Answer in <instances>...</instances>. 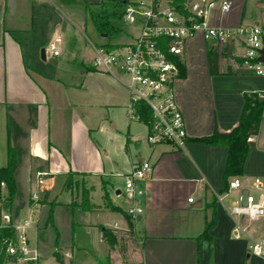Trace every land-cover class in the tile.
<instances>
[{
    "label": "crops",
    "instance_id": "1",
    "mask_svg": "<svg viewBox=\"0 0 264 264\" xmlns=\"http://www.w3.org/2000/svg\"><path fill=\"white\" fill-rule=\"evenodd\" d=\"M79 1L90 4V8L100 2L0 0V168L6 164L8 143L18 159L14 174L16 193L11 203L6 200L4 184H0V226H12L16 235L32 229V236L27 235L29 247L41 255V246L51 243L52 253L62 257V264H74L76 252L81 251L76 250L73 238L72 244L61 246L66 250H56L58 243L62 244L58 240L61 219L72 228L73 225H79L82 230L96 227L103 252L109 249L103 230L112 234L132 232L139 246L138 256L131 257L132 252L129 253L128 264H264V258L248 253L245 237L233 239V221L217 202L224 188L227 147L195 141L213 132H230L243 110V95L264 92V77L254 76L241 66L244 54L241 39H232L222 46L205 41L200 34L186 40L183 75L174 82L173 89L184 119L187 142L182 150L167 145L150 146L142 157L129 124L118 123L105 113L99 117L95 113L96 109L103 108H107L106 112L110 108L124 111L129 100L128 90L117 78L91 67L96 48L107 44L125 45L134 38L128 42H88L84 19L74 11L87 12ZM223 1L230 4L229 11L221 13L218 8L213 9L210 24L225 28L264 26V0ZM70 31L72 45L66 42V33ZM101 38L107 37L101 35ZM209 48L218 51L217 75L209 72ZM35 49L43 51V58H37ZM53 51L57 52L56 56L52 55ZM93 83L104 94L101 102H92ZM104 115L108 127L121 137L120 140L112 136V153L98 138L105 123ZM247 146L242 173L236 177L245 182L261 178L264 187V116L257 135L248 140ZM142 162L151 168L139 183L143 194L136 204L142 214L129 219L119 212H109L102 202L103 183L111 203L126 214L130 202L116 181L125 183L124 177L132 167ZM69 172L85 175L83 180L88 189L92 187L91 180L100 181V202L93 203L90 192L89 202L93 206L90 211L83 212L76 207L80 201L74 206L71 190L63 191ZM38 173L47 174L51 182L44 192L47 204H41L44 195L37 202L31 200V194L37 189ZM57 183L59 191L53 193ZM30 184L34 185V191ZM233 196L230 193L224 200L226 206ZM52 201L56 205L50 206ZM212 201L216 209L214 223L207 239H197L210 212L206 205ZM197 204L200 206L195 207ZM62 210H68L69 216ZM107 212L113 216L112 226L100 222V213ZM76 216L82 217L79 223L73 221ZM242 224L254 239L264 233L263 221ZM82 252L96 258L101 256L89 250Z\"/></svg>",
    "mask_w": 264,
    "mask_h": 264
},
{
    "label": "built area",
    "instance_id": "2",
    "mask_svg": "<svg viewBox=\"0 0 264 264\" xmlns=\"http://www.w3.org/2000/svg\"><path fill=\"white\" fill-rule=\"evenodd\" d=\"M218 8L221 13L229 11L230 4L223 0H188V17L178 15L174 10L160 4L156 10L151 0H137L124 3L121 16L130 24H136L138 33L125 45L107 50L95 49L91 67L100 73L117 78L129 93L127 117L129 121L139 122L134 105L142 102L150 111V119L142 123L147 129L146 142L149 146L167 145L174 150H182L187 142V131L182 114L174 97L173 84L178 79L179 70L173 61L182 62L187 39L200 34L205 41L222 46L232 39H241L244 48L241 66L257 77H264V62L260 61L264 48V26H238L225 28L210 24V12ZM166 40V41H164ZM57 55L56 51L52 52ZM147 162L135 164L124 177V196L130 202L126 214L134 219L142 214L136 201L143 191L139 183L145 180L150 171ZM45 173L36 175V190L31 200L37 202L50 185ZM234 193L228 206L224 200ZM191 202V199L188 200ZM233 221L231 235L233 239L245 237L250 255L264 258V233L252 238L246 232L242 222H264V187L259 178L245 182L234 177L227 183L224 193L217 196ZM28 223L25 222L24 226ZM4 264H37L38 254L29 247L25 234L16 235L13 241L6 242Z\"/></svg>",
    "mask_w": 264,
    "mask_h": 264
},
{
    "label": "trees",
    "instance_id": "3",
    "mask_svg": "<svg viewBox=\"0 0 264 264\" xmlns=\"http://www.w3.org/2000/svg\"><path fill=\"white\" fill-rule=\"evenodd\" d=\"M61 2H66V0H61ZM129 0H100L98 6L99 11L94 12L90 8V4H87L84 1H79V4L85 8L88 12L90 21L100 35L110 38L117 34L118 30L112 26L111 21L121 17L120 9L124 3H128ZM153 8L156 10L160 4H164V6L174 10L178 15L182 17H188L189 13L187 10L188 0H151ZM166 41V40H164ZM105 49L110 50L116 48L115 45L107 44L103 46ZM218 51L215 48H209L207 50V61L209 72L211 75L218 74ZM173 61L177 64L179 75L178 78L183 75V65L182 62L173 59ZM244 97V107L241 112L238 124L235 128H233L228 133H218L213 132L211 135L196 139L195 141L212 146H225L227 147L228 153L223 173V183L224 188L220 192V194L224 193L227 188L228 179L230 177L240 176L243 169V164L247 157L248 146L247 142L249 139L254 138L259 130L260 123L264 116V92H252L245 93ZM135 110L139 116V122L144 123L148 119H150V111L146 107V105L142 102H137L135 105ZM18 166L17 153L15 149L8 143L6 148V164L4 167L0 168V184H4L7 190V201L11 203L15 193L16 186L14 181V174ZM79 176L81 180V185L84 186L85 181L83 178L85 175H80L76 173H67L66 179L62 185L63 191L71 190L72 187L75 189L78 188V179L75 177ZM81 187L80 190V203L78 206L83 212L90 211L93 206L89 202V193L90 189H84ZM44 194V198L41 201V204H47L46 195ZM102 202L105 209L109 212H119L123 216L131 219L127 214L122 212L118 207L114 206L109 198L108 192L106 190V184L102 185ZM50 206L56 205L54 201L49 203ZM75 206V205H74ZM206 209L210 210L209 214L206 216L204 230L203 233L197 239H207L208 231L214 223L216 216V209L214 206V202H210L206 205ZM103 238H105L106 242L109 245H112V242L115 240L114 236H109L111 233L109 230H103ZM16 238L15 229L8 226H0V264H4L9 261L8 258L5 257V245L8 241H13ZM94 259L95 256L92 255ZM52 258L55 263L62 264L63 259L57 253H52Z\"/></svg>",
    "mask_w": 264,
    "mask_h": 264
},
{
    "label": "rangeland",
    "instance_id": "4",
    "mask_svg": "<svg viewBox=\"0 0 264 264\" xmlns=\"http://www.w3.org/2000/svg\"><path fill=\"white\" fill-rule=\"evenodd\" d=\"M137 0H129V2H136ZM164 6V4H162ZM249 7V4H248ZM91 10L94 12L99 11V6L97 5H92ZM75 12H77L82 19H84L85 23V37L88 40V42L93 43V44H100V43H114L117 41L121 42H128L131 41L138 33V27L136 24H130L128 23L122 16L118 17L114 20L111 21L112 26L118 30L117 34L110 37V38H101V35L96 32L94 29L88 12H83L82 9H74ZM68 25V24H67ZM72 37V32H67L66 33V42L70 41ZM72 41L68 42L72 45ZM68 47V46H67ZM70 47V46H69ZM35 55L37 58H41V52L40 50L35 49ZM107 75L108 74H104ZM110 76V75H109ZM93 79H96L97 76H92ZM263 81V80H262ZM93 88L95 90V95L92 99L93 103H98L101 102L100 100H104V94L101 93L100 87H97L95 83H93ZM128 105H129V100H128ZM127 105V107H128ZM127 107L124 109V111L120 110H115V109H108L106 112V109L103 108V110H97L95 111L96 115L99 117L101 114H108V116L112 119H116L118 123H126L129 124L130 126V132L132 134V139L134 141L139 142V151L141 153L142 157H145L147 151L149 150L150 146L146 142V134H147V129L144 124L137 122L135 120L129 121L127 117ZM104 122L101 125L102 132L99 133L98 138L99 140L104 144L105 148L107 151L112 153V147H111V140L112 136H116L115 132L108 127V123L106 121V115L103 117ZM129 121V122H128ZM126 132V128H125ZM121 140L120 136H116ZM131 149L134 151L133 146H130ZM261 181L263 179L259 178ZM78 188L75 189V187L71 188V195H72V201L73 204L75 205L78 201H80V190L83 185H81V180L78 179ZM90 185L92 186L90 188L91 192V201L93 203H99L100 202V181L98 179L91 180ZM117 187L124 191V181L123 180H118L116 181ZM81 186V187H80ZM31 190L34 191V185L30 184ZM84 189H88L86 183H84ZM32 191V192H33ZM59 191V184L57 183L55 188L53 189V193ZM234 194V193H233ZM194 198V196L192 197ZM61 199H65L64 193L61 196ZM3 212L8 216L9 213L4 211ZM62 213H68L69 216V211L67 210H62ZM65 215V214H64ZM84 217V216H83ZM94 216H92L93 218ZM112 214L110 213H100L99 219L100 222L107 224L109 226H112ZM82 217L76 216L73 217V221L75 223H79L81 221ZM98 220V219H97ZM243 222H247L244 220ZM60 224V238L58 239L62 244L57 245L56 250H66L65 247L62 249L61 246H67L72 244V238L74 239V245L77 246L75 248H78L76 250L81 251V252H76L74 257V264H128V259H129V253H131V257H137V250H138V243L133 236L132 232L128 233H115L112 234L110 233L109 236L114 235V241L112 242V245L109 243H106L109 247V249L106 252H103L104 246L103 244L99 241L97 237V229L95 227L94 230H82L79 225H72L67 222L65 219H61ZM32 229H29L28 231L25 232L26 237L29 233L30 236H32ZM60 246V247H59ZM54 250V245H47L46 243L41 246V255L38 253V257L40 256L39 261L37 264H56L55 261L53 260L51 254L52 251ZM86 250L91 251L94 255H97L99 258H96L93 260V257L91 255H87L86 253H83L82 251L86 252ZM83 257H81V256ZM137 255V256H136Z\"/></svg>",
    "mask_w": 264,
    "mask_h": 264
},
{
    "label": "water",
    "instance_id": "5",
    "mask_svg": "<svg viewBox=\"0 0 264 264\" xmlns=\"http://www.w3.org/2000/svg\"><path fill=\"white\" fill-rule=\"evenodd\" d=\"M261 58H260V61H262V62H264V48H263V50H262V52H261ZM41 58H43V51H41ZM200 205L199 204H197L195 207H199Z\"/></svg>",
    "mask_w": 264,
    "mask_h": 264
}]
</instances>
